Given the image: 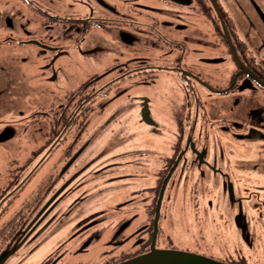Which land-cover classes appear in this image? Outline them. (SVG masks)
<instances>
[{"label": "flooded vegetation", "instance_id": "flooded-vegetation-1", "mask_svg": "<svg viewBox=\"0 0 264 264\" xmlns=\"http://www.w3.org/2000/svg\"><path fill=\"white\" fill-rule=\"evenodd\" d=\"M251 1L259 24L253 32L243 31L224 3L229 0H0V48L18 51L10 58L0 55V143L14 138L13 126L40 120L45 131L37 130L47 139L36 164L0 190V264L44 251L35 264H135L141 258L146 261L138 264H167L157 255L174 252L248 264L245 255L205 254L212 248L209 242L176 246L160 221L169 199H163L165 193L197 187L225 192L250 182L255 191L264 187L257 164L252 176L225 155L230 139L248 138L264 148V14ZM32 59L39 63L26 74L35 79L26 86L31 110L23 116L24 101H16L23 79L13 73ZM73 62L80 63L76 70ZM158 78L170 90L164 118H153L149 100L137 97L140 115L132 119L146 126L155 142L118 152L122 142L134 138L125 126L127 117L121 118L125 110L129 116L137 109L129 95L133 84ZM124 95L128 102L118 103ZM104 137L109 145H101ZM101 155L104 160H98ZM55 156L44 189L20 199ZM119 156L134 163L136 171L126 176L135 181L114 186L121 178L114 172ZM125 188L140 197L122 199ZM46 189L47 198V192L36 197ZM110 192L114 196L108 200ZM204 205L209 209L211 202ZM240 217L235 220L243 226ZM258 217L264 226V214ZM103 218L109 222L101 223ZM101 224L106 233L96 228ZM246 238L237 239L240 254L250 250ZM99 240L96 260H89ZM199 245L204 250L198 251Z\"/></svg>", "mask_w": 264, "mask_h": 264}, {"label": "rangeland", "instance_id": "rangeland-1", "mask_svg": "<svg viewBox=\"0 0 264 264\" xmlns=\"http://www.w3.org/2000/svg\"><path fill=\"white\" fill-rule=\"evenodd\" d=\"M254 1L264 14V0ZM224 3L234 12V15L236 13L239 24L244 28L243 31L253 32L258 30L259 24H257L255 20V13H257L258 10L253 8L251 0H229V3ZM15 49L20 50L21 48L17 47ZM32 50L41 53L40 49H36L35 47H32ZM24 51H27V49ZM15 53H18V51H14L12 46H4L0 48V55L6 56L5 58H10L8 56ZM19 55H21V52ZM38 63V59H32L25 67L20 69V73H13V76L18 75L21 76V80L23 79L22 86L24 89L22 91L19 88L16 90V95L18 97L16 101L20 102V99H22V102L24 101L22 106H20L22 110H25L23 116L29 115L31 110L28 108L27 102L30 100L32 93L26 90V86L35 79L31 75L26 76V74H30L31 70ZM79 66V62H73L74 70ZM24 76L26 77L23 78ZM167 85V82L164 81L163 78L155 79L144 85L141 83L140 85L134 83L133 90L129 95L132 98H147L149 100L151 116L156 120H161V118H164L165 116L167 102H169L170 94L168 92H170V90ZM134 98L133 103L137 109L129 116L127 115L129 110H125L124 115L121 117L123 120L127 117L125 126L134 138L132 139V142L127 141L125 142L126 144L122 142V144L115 149L118 152L122 151L125 153L135 149V147H137V149H143V143L147 144L154 140L152 137L153 135H150L148 132L146 133V126L140 124L134 125L132 119H138V114L140 115V106L138 105L139 99ZM117 102L126 103L128 102V98L124 95L119 98ZM33 117L38 118L37 116ZM105 117V115L101 116L102 119ZM43 122L44 121L40 120L38 123L32 122L30 124L27 122L26 125H23L22 123L21 125H15L13 126L16 134L14 138L0 143V190L4 188V186H7L13 178L19 175V173L22 174L23 171L27 170L33 164H36L42 151L40 148L42 144L47 142V139L44 142V138L40 137V131L37 130V128L41 127L42 130L45 131ZM2 127L3 126L0 125V129ZM107 139V137H104L101 140V145L106 141L109 145ZM133 143H137L138 145H132ZM262 146L261 142L249 141L248 138H246L245 141L240 142L230 139L229 146H226L225 148V155L228 156L227 160L228 158L234 159L236 164L241 166L239 171L251 173V175L254 176L255 164H257L261 174L264 172V148ZM114 148L115 147H112L111 149L113 150ZM261 148L263 151L262 153H259ZM240 149L244 150L240 151ZM101 157V160L105 159V157L101 155L98 160ZM117 160L118 163L115 166L114 172L120 174L121 178L113 180L112 183L118 182L126 185L132 180L135 181L126 176V174H130L132 171H136L133 168L135 166L134 163H125V161L129 160L126 156H119ZM55 161L56 156L52 159H48L45 164L42 165L32 181L20 194V199L33 196L38 189H44L47 184V178L54 173V168L52 167ZM93 161L91 162V165ZM109 161L110 160L108 159L107 162ZM118 183H114V186ZM254 184L255 182H250L249 185H240L238 188H229L225 192L220 190L217 191L211 187H204L202 189L197 187L189 190H176L170 195H166L165 193L163 199H169L165 202L162 210V219L160 221L162 223L164 235L171 237L176 246L194 247L195 245L191 244L193 241H197L201 245L209 242L212 245L211 249L204 250L202 246L201 249H199V245L198 251L203 249L205 254L213 253L219 255L220 259L223 255H229V257L235 259H238L241 255H245L248 264H264V226L258 217V214H264V187L255 191ZM113 191L115 190L113 189ZM43 192H47V189L39 192L36 197L40 198ZM137 193L139 192L131 193L130 190L125 188L123 190L122 199H137L140 197ZM49 194L50 193L48 192L44 193L43 197L47 198ZM155 194V191H153L149 197H153ZM113 196L114 194L110 192L107 199H112ZM125 200H122L121 202ZM207 201L211 202V207H209V209L205 208L204 205ZM56 203L57 201L54 202V204ZM92 206L95 208L94 205ZM113 207L114 206H112V208ZM109 212L110 210H107L106 213ZM238 215H242V217L238 219L239 223H243V226H239L235 220ZM70 219L71 216L69 217V220ZM105 222H109L108 218L102 219L101 223ZM70 223L72 224V220ZM115 224L116 221L110 222L108 226L111 227ZM96 228L106 233L105 225L101 224L96 226ZM200 235L204 237L203 240H201ZM256 235L261 236V240L259 237L254 240ZM243 236L247 237L246 240L250 237L249 242L245 244V247H248L250 250L247 248L243 249V254H240L236 251V248L237 245L242 244L240 239H237H242ZM102 238H104V234L101 239ZM100 240L90 248V254H92L91 257L90 255H87L89 260H93L94 256L97 254L98 248L96 247L101 244ZM45 254L46 252L44 251L33 257L18 255L13 263L7 262L6 264H35ZM216 259L220 260L218 258ZM94 260H96V257ZM137 260L139 259H134V262ZM221 261L222 260L214 262L223 264Z\"/></svg>", "mask_w": 264, "mask_h": 264}, {"label": "water", "instance_id": "water-1", "mask_svg": "<svg viewBox=\"0 0 264 264\" xmlns=\"http://www.w3.org/2000/svg\"><path fill=\"white\" fill-rule=\"evenodd\" d=\"M146 105V104H145ZM145 109L147 110V107L144 106L143 108V112L144 114L142 115V117L144 118L145 115ZM159 260H162L163 262H167V264H218L215 263L213 261H209L203 258H195L191 255H186V254H182V253H178V252H174L171 254H161V255H157L156 257ZM167 259H169L168 261H170L168 263ZM146 261V259H139L137 261H135V264H138L140 262Z\"/></svg>", "mask_w": 264, "mask_h": 264}, {"label": "crops", "instance_id": "crops-1", "mask_svg": "<svg viewBox=\"0 0 264 264\" xmlns=\"http://www.w3.org/2000/svg\"><path fill=\"white\" fill-rule=\"evenodd\" d=\"M121 136H125V133L122 132V133H121Z\"/></svg>", "mask_w": 264, "mask_h": 264}]
</instances>
